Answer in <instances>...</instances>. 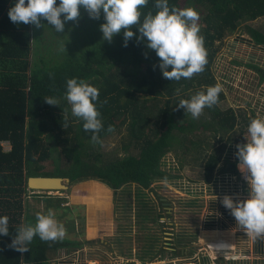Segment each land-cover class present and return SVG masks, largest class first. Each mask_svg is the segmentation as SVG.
Masks as SVG:
<instances>
[{"label":"trees","instance_id":"16d2710c","mask_svg":"<svg viewBox=\"0 0 264 264\" xmlns=\"http://www.w3.org/2000/svg\"><path fill=\"white\" fill-rule=\"evenodd\" d=\"M13 3L14 0H0V215L9 218L10 232L8 236H0V264H50L52 255L69 254L82 244L66 236L55 241H42L34 236L25 252L8 247L20 226L35 223L36 215L23 216L24 201L29 192H34L28 189V179L62 177L69 178L70 184L97 180L114 191L130 184L149 190L154 182L181 179L180 175L162 170L164 157L175 151L177 143L186 149V136L180 135L196 127L195 119L177 104L180 99H189L196 92L218 84L212 72L219 51L217 43L221 44L226 36L235 33L242 23L264 17V0H169L170 6H188L197 11L199 35L206 51L203 71L179 81L162 76L154 50L147 49L135 36L123 46V29L110 42L105 40L85 48L79 46L71 52L60 51L57 57L48 60L42 54L39 62L31 61L37 38L34 24L10 21L7 13ZM149 10L155 11L152 0L142 13ZM132 30L136 32L135 26ZM247 32L254 44L264 46L262 32L252 28ZM71 77L84 79L99 89L96 106L103 124L98 133L99 143L92 142L91 132L82 128L83 121L70 114L64 92L66 79ZM45 96L55 97L58 105L45 103ZM224 99L221 90L217 102L204 108L210 121L201 127L226 135L238 123L247 127L256 117L254 113L252 118L244 114L240 119L232 108L221 110L218 104ZM66 112L69 124L62 128ZM123 127L128 137L125 155L102 162L95 147ZM47 135L60 146L65 159V166H59L54 172H48L44 165L53 151L46 141ZM4 144L9 145V150ZM223 149L208 153L201 188L206 186L209 190L215 182L213 187L223 188L220 178L225 177L227 171L237 172V162H231L216 173ZM185 166L182 162L181 167ZM189 189L194 190L192 186ZM41 197L45 212L63 208V198ZM53 214L58 216V212ZM70 228L73 230L74 224ZM178 243L185 245V240L181 238Z\"/></svg>","mask_w":264,"mask_h":264},{"label":"rangeland","instance_id":"374dc122","mask_svg":"<svg viewBox=\"0 0 264 264\" xmlns=\"http://www.w3.org/2000/svg\"><path fill=\"white\" fill-rule=\"evenodd\" d=\"M101 23H103L102 14L99 19H93L82 8L76 20L65 22L63 31L59 33H54L52 26L47 25V21L42 19L41 26L34 25L33 28L37 38L31 61L39 62L42 54L45 55L46 60L57 57L61 51L60 46L64 43L65 51L68 52L77 50L79 46L85 48L102 43L105 40L102 39L99 29ZM196 23L199 24L198 20ZM248 28L264 34V17L242 23L235 33L226 36L221 44L218 42L219 51L212 67L214 77L225 94V99L218 104V107L221 110L232 108L238 118L244 114L247 118H252L253 113L256 117H264V46L254 44L247 32ZM248 42H252V45ZM251 55L255 58H249ZM208 120L210 121L207 112L203 109L200 116L195 119L196 127L191 132L180 135V137L186 136V149L177 143L175 151L168 153L163 159L162 170L172 175H180L181 179L175 178L172 182H154L149 190L130 184L119 189L118 194L112 189L109 190L100 181L89 180L77 184L69 183L68 190L64 191L30 192L29 201L34 207L46 211L41 196L63 198V208L56 211L58 216L54 215V217L64 227L63 237L78 238V242L83 247L93 244L86 242L88 219L92 216L95 221L92 229L97 233L90 238L96 240L94 242L96 245L102 244L107 247L110 253L109 261L112 260L115 264L116 261H119V264L121 261L125 262L124 264L185 263L187 260L183 257L179 256L182 261L176 260L178 251L182 253L183 250L187 253L185 256H191L189 254L204 247L212 252L211 257L226 261L232 256L227 243H198L199 225L195 222L200 218L196 214H200L202 207L190 209L189 213L194 216H189V213L188 216H183L185 213L183 203L187 198H195V195H198L203 182V165L208 153L224 148L223 158L216 173L221 172L225 164L235 160L236 156L233 153L238 143L245 142L247 127L239 121L235 129L225 135L223 132L215 133L212 129L201 127L205 122H209ZM52 138L51 135L46 136V141L53 149L50 159L44 163L48 172H54L59 166H65L60 146ZM126 144L128 137L126 128L123 127L104 138L101 145L95 149L101 155L102 162L107 163L122 158L125 155ZM4 147L9 150L8 144H4ZM182 162L186 165L183 168ZM227 173L234 176L233 181L238 186L236 193L241 196L247 195L244 174L238 169L237 172ZM190 186L194 190L190 191ZM104 195L108 197V202L104 203L106 209H103L107 214L101 213L102 206L99 204ZM140 197L145 200L151 199L149 202L152 209L147 206L149 212L147 215L150 216H145L143 206L139 203ZM110 210L114 213H110ZM52 212L56 213L53 210ZM101 216L107 221L101 220ZM153 218L158 219L153 222ZM74 223L75 235L72 232L74 229L70 228ZM181 229L183 236L179 235ZM181 238L185 240V245L178 243ZM101 239L104 243L100 242ZM196 239L197 244L194 245L193 241ZM172 248L176 249V252H173Z\"/></svg>","mask_w":264,"mask_h":264},{"label":"clouds","instance_id":"9594fccd","mask_svg":"<svg viewBox=\"0 0 264 264\" xmlns=\"http://www.w3.org/2000/svg\"><path fill=\"white\" fill-rule=\"evenodd\" d=\"M149 0H14L8 9L10 21L32 23L41 26V20L51 25L54 33L62 32L65 22L75 21L84 9L88 16L99 19L102 39L111 41L122 32L123 46L133 36L143 42L149 50H154L158 58V67L163 77L179 81L189 79L195 73L203 71L206 64V51L203 38L199 35L198 13L191 7L170 6L169 0H152L155 11L142 13ZM135 26L136 32L132 30ZM65 43L60 46L65 51ZM221 91L219 84L211 85L204 91H198L189 99H180L177 107L189 113L193 119L200 116L205 107H212ZM99 89L84 79L71 77L66 79L64 97L70 105L72 117L83 121L82 128L91 132V141L99 143L98 133L103 127L97 109ZM45 103L58 105L55 97H43ZM69 116L64 115L62 128L68 127ZM111 131V126L108 128ZM237 169L244 174L248 195L245 199H233L225 194L220 203L234 218L235 224L253 239L264 238V117H254L247 125V137L244 143L236 145ZM9 218L0 215V236H8ZM65 230L58 223L51 209L36 213L34 224L22 225L16 230L8 247L19 252L28 250V244L34 236L42 241L62 239Z\"/></svg>","mask_w":264,"mask_h":264},{"label":"crops","instance_id":"0c3cea01","mask_svg":"<svg viewBox=\"0 0 264 264\" xmlns=\"http://www.w3.org/2000/svg\"><path fill=\"white\" fill-rule=\"evenodd\" d=\"M249 58H255V56L251 55ZM227 172L225 173V177L220 178L224 185L223 188L221 187L220 189L219 188L216 189V187H213L216 183L215 182L212 186H210L209 190H207V187L204 186L203 188L200 189L201 191H199L198 195H195V198L193 197L190 199L187 198L183 203V206L185 208V213L183 216H188L190 209L193 210V207H196V209L202 207V209H200V214H196V216H200V218L195 222V224L199 225L198 226L199 232L197 235L198 243L218 244L225 242L229 245V249H230L229 251L232 256L230 258H227L226 261H222V259L216 260V258L211 257L212 252H209V249L207 248L208 249L207 250L206 247H204L202 249L198 248L199 251L194 252L193 254H189L191 256H185L187 253H185L183 250L182 253L181 251H178L176 255L178 258H176V260L182 261V259H179L180 256L185 258V260H187V263H192V264H201L202 261L209 262L207 264H264V238L253 239L243 229H240L239 226L235 224L234 218L230 215L229 211L220 203L221 198L225 194L232 196L233 199H241V200L245 199L248 195L247 183L246 184L244 183L246 187L245 189L247 195L241 196L238 193H236L238 186H236V184L233 181L234 176H230ZM108 189L110 190L109 187ZM115 193L118 194L119 192L116 191ZM187 196L191 197L190 195ZM29 199H30V192H29V196L24 201L25 212L23 216H25L26 214L28 215V213L32 215H36V213L38 212H42V213L45 212L43 210L41 211L39 208H37V206L34 207L30 203ZM103 199L101 202H99V204H101L102 206L101 213H105V210L103 209H106L105 204L108 202V197L104 195ZM149 200L151 201V199L145 200L141 197L139 198V203H141V205L143 206L144 209L143 212L146 214L145 216H150L147 215L149 213L147 206L149 207V209H152ZM110 213H114V212L110 210ZM168 213L171 212L168 211ZM189 216H194V215L189 213ZM104 219L107 221L106 218H103L101 216V220ZM94 222L95 221L93 220L92 216L89 217L88 227L86 231V236H87L86 242L88 243L92 242L93 244H89L87 247L86 246L83 247V245H81L79 248L72 249V251H69V254L63 253L62 255H52L51 256L52 260L50 264H109V262L115 264L112 260L109 261L110 253L108 252L107 247L102 244L96 245L94 243L96 240H94V238L92 239L90 238L93 236V234L97 233L95 232L94 229H92L94 227ZM72 232H74L73 234L75 235V223H74V231ZM181 232L182 229L179 235L182 234ZM172 235H174V233H172ZM72 239L76 241L79 240L78 238H72ZM197 239L193 241L194 245L197 244L196 242ZM100 242L104 243V240L101 239ZM175 250L176 249L172 248L173 252H176ZM200 252H202L203 254H201ZM119 263H120L119 261H116V264ZM124 263L125 262L121 261V264ZM176 264H180V263H176Z\"/></svg>","mask_w":264,"mask_h":264},{"label":"water","instance_id":"95a60500","mask_svg":"<svg viewBox=\"0 0 264 264\" xmlns=\"http://www.w3.org/2000/svg\"><path fill=\"white\" fill-rule=\"evenodd\" d=\"M69 178L62 177H30L28 189L32 191H64L68 190Z\"/></svg>","mask_w":264,"mask_h":264},{"label":"bare ground","instance_id":"6f19581e","mask_svg":"<svg viewBox=\"0 0 264 264\" xmlns=\"http://www.w3.org/2000/svg\"><path fill=\"white\" fill-rule=\"evenodd\" d=\"M202 14V13H201ZM220 39V38H219ZM141 73V72H140ZM139 75V74H138ZM154 80V79H153ZM201 81V80H200ZM206 81V80H205ZM211 81V80H210ZM186 83V82H185ZM136 84V83H135ZM215 85V84H214ZM149 94V93H148ZM229 110V109H228ZM219 111V110H218ZM229 112V111H228ZM233 114V113H232ZM222 115V114H221ZM228 115V114H227ZM229 119V118H228ZM224 121V120H223ZM177 123V122H176ZM184 124V123H183ZM120 130V129H119ZM66 177V176H65ZM93 263V262H92Z\"/></svg>","mask_w":264,"mask_h":264},{"label":"built area","instance_id":"2783aa9c","mask_svg":"<svg viewBox=\"0 0 264 264\" xmlns=\"http://www.w3.org/2000/svg\"><path fill=\"white\" fill-rule=\"evenodd\" d=\"M234 154V153H233ZM233 162H237V157L235 158V160Z\"/></svg>","mask_w":264,"mask_h":264}]
</instances>
